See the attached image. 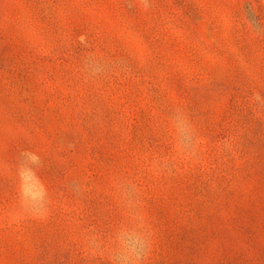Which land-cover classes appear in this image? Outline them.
<instances>
[{"label": "rangeland", "instance_id": "rangeland-1", "mask_svg": "<svg viewBox=\"0 0 264 264\" xmlns=\"http://www.w3.org/2000/svg\"><path fill=\"white\" fill-rule=\"evenodd\" d=\"M0 264H264V0H0Z\"/></svg>", "mask_w": 264, "mask_h": 264}]
</instances>
